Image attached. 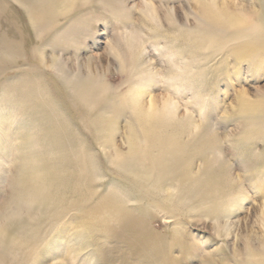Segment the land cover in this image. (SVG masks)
Returning <instances> with one entry per match:
<instances>
[{
  "label": "rangeland",
  "instance_id": "rangeland-1",
  "mask_svg": "<svg viewBox=\"0 0 264 264\" xmlns=\"http://www.w3.org/2000/svg\"><path fill=\"white\" fill-rule=\"evenodd\" d=\"M64 1L58 0L59 6ZM121 1L126 8L120 17L101 8H93L92 15L79 11L66 18L72 25L56 34L64 39L88 19L90 34L77 55L68 50L62 56L68 74L77 67L86 74L89 68L94 79L110 86L93 114L96 109L94 117L114 127L94 139L70 110L66 90L50 69L61 42L46 38L41 47L38 40L42 70L32 65L37 64L32 49L15 47L19 40L30 44L36 32L32 23L41 19L33 0H0V201L22 194L36 203L40 188L52 200L43 213L36 206L18 230L15 242L24 244L10 251L0 246V264H264L259 217L264 140L247 138L250 120L245 122L241 108V100L264 95V51L257 48L247 56L241 47L247 37L212 43L198 27V0ZM221 1L253 12L264 5V0ZM150 9L155 19L149 24ZM18 29L29 34L15 36ZM129 37L137 39L133 62L125 45ZM41 80L48 86L42 91ZM127 86L137 88L144 103L152 96L159 106L168 98L174 119L186 125L181 139L208 130L214 148L188 157L185 172L178 166L154 168L155 156L161 154L164 162L170 153L146 140L133 121ZM61 127L75 137L62 135ZM129 129L146 148L143 156L128 147ZM219 157L227 165L225 184H239L237 198L232 187L225 192L224 185L214 189L194 181L204 177L208 165L218 166Z\"/></svg>",
  "mask_w": 264,
  "mask_h": 264
},
{
  "label": "bare ground",
  "instance_id": "bare-ground-1",
  "mask_svg": "<svg viewBox=\"0 0 264 264\" xmlns=\"http://www.w3.org/2000/svg\"><path fill=\"white\" fill-rule=\"evenodd\" d=\"M198 1H199L198 2L199 14L197 19L200 25L198 27H200V30H203L206 36H209V39L210 41H212V43L218 42L219 40L218 38L229 40L230 37H239V38L247 37V40L244 41L241 45V47L244 49L243 50L244 53L247 56L254 54L257 48H259L261 51H264V5H261L260 3L259 4V6L261 5L260 10L257 12H253L254 10L250 11L249 9L248 10L244 9V7L240 9L232 8L233 6L230 7L229 4L231 5V3L229 2H228L229 4H227L224 1L217 2V0H208V1L198 0ZM31 5H33L31 7L35 11L34 13L40 12L39 14L41 15V19H35L36 21L32 23L33 25L29 24L32 25V27L30 26L31 29L33 28L36 31L32 35V39L29 42L30 44L29 45L24 44L23 40L21 42L19 40L20 45L18 44L19 42H16L17 45H15V47L18 48L19 50L21 48L23 50L29 49V51L30 49H32L33 52L35 53V55L33 53L32 54L36 56L37 64L34 63L31 64L41 67L42 70L44 69L42 52L40 55L36 51V49L39 47V45L37 44L38 40L41 39V47L44 43L43 40L46 38L49 39L52 37L53 40H55L56 42L58 40L59 42H61L62 45L60 46L57 45L59 46L58 51L60 52V55L58 57L56 56L55 60L53 59L51 60L50 69L58 76L57 79L60 80L62 84L61 86H63L64 89L66 90V92H64V94L66 95L65 98L67 99L66 103L71 111H74V113L76 112L78 114L77 116L80 117V120L85 130L94 139L100 137L102 138L104 130L108 129L109 126L114 127V124H111L110 121H105V122L99 121L97 117H94L96 114V109L94 114H93V110L95 107L97 108L98 105L100 106L99 103L102 104L103 100L109 96L110 86L105 81H102L100 78L94 79L96 76L91 73L89 68L86 69V72L84 71L86 74H84L81 68L79 67H77V69H75V71L72 72L71 74H68L66 72L67 70H65L66 67L64 68V65L67 61L62 56L68 50H71L73 54L77 55L79 46L84 43L85 39L90 34L88 19L82 21L80 25L76 27L77 28L76 31H71L70 33L72 35H68V36L66 35V38L64 39L56 37V34H58V32L63 27L66 28V24H68L69 27L72 25L71 23L72 20L66 19L71 14H76L79 11H88L89 13L88 15L90 14L92 15L93 12H91V10L93 8H101L110 12L111 14L113 13L112 16L116 13L115 15L120 17L119 14H124L126 5L123 4L121 0H65L64 5L62 6L61 5L59 6L58 0H33ZM237 8L239 7L237 6ZM150 10L151 12L150 13L148 12L149 13L148 17L149 19H151V21L149 20V24L150 22L152 23L153 20L155 19L152 9ZM121 16H123L124 18L127 17V15H121ZM11 20L13 22V18ZM14 22L17 21L15 20ZM18 22L21 24L19 20ZM3 23H5V21H3ZM150 27L153 26L150 25ZM15 28L13 27V29ZM18 30L19 32L15 31V36L17 34V36L19 37L21 36V34L23 33L27 34L29 32V29L27 33L23 32L24 29L23 31L22 30L20 31V29ZM247 31H251L252 34H249ZM233 34H235V36H233ZM136 44H137V39L135 37H129L125 40V45L129 49L130 57L129 58L127 57L128 60L133 59V54H135V51L133 49H135L134 47L137 46ZM34 56L33 58H31L33 59V61L35 60ZM131 61L133 62V60ZM28 65H30V63ZM30 66H27V68H29ZM33 69L34 68L32 67V72ZM28 70L30 71V69ZM37 71L39 72V70H35V72ZM2 73L3 72L0 71V74ZM124 73L126 72L124 71ZM41 74H44V72ZM128 76L129 75L127 73L123 75L122 78L124 79ZM40 78L43 79L42 76ZM48 78L46 80L51 81V79L49 80ZM65 80H68V82L66 81L65 83ZM43 81L45 82V80ZM43 81L41 82V91L43 88L47 89L48 87V86L47 87L43 86ZM101 81L103 82V84H101ZM91 82L98 85L90 86ZM65 84H67V86H64ZM45 85H47V83H45ZM59 85L60 83L56 84L57 89L59 88ZM41 96H42L41 100L43 103H46L47 105H52L51 102L48 103L49 101L48 97L51 96L50 93L48 94V97L46 95H41ZM124 96L126 97V101L128 102L131 108V113L134 116L133 121L136 122L137 125L139 126L140 131L143 134L144 138L155 144L158 149H161L162 151L165 150L170 153V157L164 158L165 159L164 162H163V158L159 159L160 157H163L161 154L155 156L156 161L152 163L154 168L165 169V168H171L173 166H178L180 171L185 172L188 165V157L193 155L200 156L201 154L207 151H211L214 148L215 137L213 136V134L205 132L208 130H203L198 135L193 134L189 140L187 139L186 141H183L181 139L182 137L180 136V133L182 134L186 125L185 123H183V121L174 119L173 117L174 110L168 98H165L163 101H161L159 106L157 105L156 100L152 96H150L149 99L144 103L142 101L143 95L140 92H138L137 88L134 87L132 89L129 88L128 86L127 89H125ZM241 108L244 109L243 115L245 116L244 117L245 122L250 120V122H247V124H245L247 130L246 133L247 138L249 139L250 137L252 138L255 137L260 140H264V95H262L259 99L255 100L254 102H249L246 99L241 100ZM129 128L132 129L131 126ZM131 129H129L130 132L129 135L127 136V145L130 149H133L135 151L134 153L143 156V152L144 150H146V148L142 149L141 144L137 143V137L135 136L134 131L133 130L131 131ZM61 130H62L61 133L62 135L67 136L71 139L75 137L74 135L75 133H72V131H70L69 128L61 127ZM175 144H177V147H173V145ZM221 157H219L218 166H213V164L208 165L205 168L204 177L194 178V181L196 183H199L198 185L200 187L209 185L211 186V188L214 189L218 184L220 186L224 185L222 186V190L225 192L227 190H230L232 187L233 193H235L234 191H236V189L238 190V194H233L234 195L233 197L237 198L239 192H241V190L239 189V184L238 183L234 185H232L231 183L230 184L227 183L228 185L225 184V182L228 180V177L226 176L227 165L225 160L222 159ZM248 159L246 158L247 161ZM122 164H126V163H122ZM149 185L150 188L152 189L156 188L153 186L152 183ZM38 192H39V197L36 201V206L38 211L43 213L44 210H47V208L50 207L48 204L52 200L51 197L48 196L50 195L48 194L49 192L48 190L46 191L43 190L41 192V188H40ZM259 217L261 219V224L264 226V206H262L261 208ZM20 227L21 226H18L15 230L10 232L7 238H5L4 233L2 232V230H0V246L2 248H4L5 244H8L11 250H13L14 245L19 246L21 243L24 244L25 241H23V239L21 242H15V237L19 235L17 232L20 229ZM34 253H37V251H34Z\"/></svg>",
  "mask_w": 264,
  "mask_h": 264
},
{
  "label": "clouds",
  "instance_id": "clouds-1",
  "mask_svg": "<svg viewBox=\"0 0 264 264\" xmlns=\"http://www.w3.org/2000/svg\"><path fill=\"white\" fill-rule=\"evenodd\" d=\"M35 210L36 203L29 198L24 199L22 194L0 201V230L5 238L18 226L29 223ZM4 248L5 251H10L8 244H5Z\"/></svg>",
  "mask_w": 264,
  "mask_h": 264
}]
</instances>
